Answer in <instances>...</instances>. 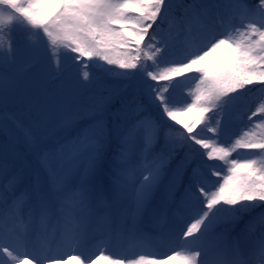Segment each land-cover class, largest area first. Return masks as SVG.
<instances>
[{"label":"snow or ice","instance_id":"snow-or-ice-1","mask_svg":"<svg viewBox=\"0 0 264 264\" xmlns=\"http://www.w3.org/2000/svg\"><path fill=\"white\" fill-rule=\"evenodd\" d=\"M0 109L36 158L0 149V264H264V211L258 234L217 231L264 209V0H0Z\"/></svg>","mask_w":264,"mask_h":264},{"label":"rangeland","instance_id":"rangeland-1","mask_svg":"<svg viewBox=\"0 0 264 264\" xmlns=\"http://www.w3.org/2000/svg\"><path fill=\"white\" fill-rule=\"evenodd\" d=\"M17 40H20L21 37H16ZM92 73L94 78L97 80L98 84L105 88L109 87H123L124 85L121 84V81L119 78L111 76L109 74H104L101 72L99 68H93ZM187 89L184 88V91ZM247 103L244 101L242 103H238L235 105L230 113L229 120V136L224 137L223 139L229 140L231 138H234V134H238L240 131L244 129V125L241 123L243 116L241 109H245V106ZM10 107L8 111L10 112ZM13 108V107H12ZM14 110V108H13ZM6 115L5 110L3 109V114L0 116ZM183 119H187L188 117H182ZM2 133H0V149H2L5 145H7V149L10 153L15 152L19 154H24V142H23V133L16 131L8 134L7 136L3 133L2 136H4V139L1 136ZM65 135V132L61 130L60 128H55L53 130V134L46 138L44 140V143L50 144L57 138H62ZM249 154H246L243 150L239 151V156H237L238 159H246L248 158ZM29 163L32 167L36 166V158L35 156H32L29 160ZM100 172L101 176L103 177V172H104V167H103V162L100 165ZM144 231L149 235L154 237L155 239L151 243V250L158 253V254H170L174 250L173 245H168L160 241V233L162 231V226L153 221V220H145L143 224ZM218 231V230H217ZM220 233H227L226 231H218ZM228 234V233H227ZM98 249L94 245H89L86 249V255L88 256H94L97 253ZM106 254H110L113 256H120V255H135L139 254L140 249H129L126 245H121L119 241H113L106 249H105ZM69 264H77L75 260H72L69 262ZM98 264H108L107 261H99ZM168 264H180V261L174 260V261H169Z\"/></svg>","mask_w":264,"mask_h":264},{"label":"trees","instance_id":"trees-1","mask_svg":"<svg viewBox=\"0 0 264 264\" xmlns=\"http://www.w3.org/2000/svg\"><path fill=\"white\" fill-rule=\"evenodd\" d=\"M173 2L174 3H178L179 2V0H173ZM185 2H187V0H185ZM178 14V13H177ZM168 24L167 23H165V24H163L162 26H161V30H162V32H167V30H168ZM151 31V30H150ZM15 36L16 37H22V33H20V32H17L16 34H15ZM184 90V89H183ZM177 96H181V91L180 90H178L177 91ZM259 97H260V94H259V92L258 91H253V93H251V94H249V96L246 98V100H245V102L247 103V107L245 108V109H243L244 110V112H243V115H244V113L245 112H248L249 114H250V112L251 111H253L254 109H255V107H256V105H257V103L259 102ZM13 107V106H12ZM12 107H10V111H14L13 110V108ZM3 114V109H0V116ZM244 119L246 120V116L244 115ZM3 135V133L1 134V136ZM2 138L4 139V136H2ZM57 139H60V138H57ZM56 139V140H57ZM56 140H54L52 143H50V144H48L49 146H51L52 144H54L55 143V141ZM24 145V144H23ZM24 151H25V153H27V155L31 158L32 157V155L30 154V153H28L27 152V148H26V146L24 145ZM111 164V161L110 160H108L107 162H106V165L107 166H109ZM262 211H264V209H255V210H253L251 213H247V214H243V216H242V219H240L236 224H235V226H234V229H233V227L232 226H230V225H224L225 227V229L227 230V232L229 233V234H237V233H239L242 229H244L245 228V226H246V224H248V222L249 221H254L255 222V226H254V229H253V232H255V233H259V229H260V224H259V213L260 212H262Z\"/></svg>","mask_w":264,"mask_h":264}]
</instances>
